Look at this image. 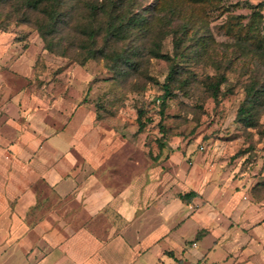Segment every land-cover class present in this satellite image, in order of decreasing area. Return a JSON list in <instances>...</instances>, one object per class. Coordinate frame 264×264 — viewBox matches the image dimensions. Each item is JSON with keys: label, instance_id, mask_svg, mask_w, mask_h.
Instances as JSON below:
<instances>
[{"label": "rangeland", "instance_id": "obj_1", "mask_svg": "<svg viewBox=\"0 0 264 264\" xmlns=\"http://www.w3.org/2000/svg\"><path fill=\"white\" fill-rule=\"evenodd\" d=\"M31 1L0 0V33L10 34L32 61L22 77L15 74L18 88L59 96L61 112L69 101L84 116L94 113L96 125L123 127L126 137L137 129V110H145L147 155L153 158L161 141H175L198 157L204 184L220 189L206 194L221 232H235L228 257L264 264V0H63L56 27L43 31L49 20ZM139 15L142 24L109 37L108 26ZM255 15L260 27L251 33ZM89 28L101 31L94 40ZM90 49L97 58L81 66ZM250 87L261 99L247 126L239 112L249 105ZM116 109V119L96 115ZM193 227L203 225L189 219L185 229ZM208 244L196 250L205 253Z\"/></svg>", "mask_w": 264, "mask_h": 264}, {"label": "crops", "instance_id": "obj_2", "mask_svg": "<svg viewBox=\"0 0 264 264\" xmlns=\"http://www.w3.org/2000/svg\"><path fill=\"white\" fill-rule=\"evenodd\" d=\"M27 54L0 33V264H253L228 257L235 232H221L198 157L172 141L155 160L133 129L27 94Z\"/></svg>", "mask_w": 264, "mask_h": 264}, {"label": "trees", "instance_id": "obj_3", "mask_svg": "<svg viewBox=\"0 0 264 264\" xmlns=\"http://www.w3.org/2000/svg\"><path fill=\"white\" fill-rule=\"evenodd\" d=\"M191 1H194L196 3H200V2H203L204 0H191ZM31 2H33L34 9L36 11H40V14L46 16L48 18V20H49V22L47 24L41 25V31L44 30L43 28H47V27H50V29L55 28L56 24H57V22L59 20L60 14H61L62 6L64 5L63 0H39V1L35 0V1H31ZM90 9H91V12H94L93 14L95 16L98 15V13H97L98 7L97 6L92 5V6H90ZM260 18H261V16H259V15H255L254 16V19L250 23V27H249L251 33L252 32L254 33V32H256L259 29V27H260V22H259ZM144 21H145V18L143 16H141V15L134 16V17L130 18L128 21L126 19L125 20L124 19L120 20L118 26L111 25L110 27L108 26L106 30L108 31V34H109L110 38H112V37H116L117 38V37H119L121 34H123L125 32L126 26L140 25ZM46 25H47V27H46ZM100 32L101 31L98 32L94 28L93 29L89 28L88 37L90 39L94 40L95 37L98 34H100ZM2 33H7V32L3 31ZM46 35H47V32H41L40 37L43 40H46ZM15 43H17V42L15 41ZM177 47H178V45H177ZM46 50H48V49H46ZM48 51H50V50H48ZM156 57H159V56H156ZM160 57H164L165 58V56H160ZM96 58H97V55H96L95 51L90 49L87 52V55L85 56L83 61L80 63V65L84 66L85 63L88 60H94ZM107 68L111 70V69H113V66L107 65ZM218 86H220V82H219L218 85L215 86V91H214V93H215L214 96L215 97L217 96V93L219 92V87ZM246 91H247L246 103H248L249 105H248V107L241 108V110L239 112V115L242 117L240 119H241V121L243 123H245V125L251 126V125L254 124L253 108H254V106L257 104V102L261 98L258 97L257 91H256V89L254 87L247 88ZM170 95H171V91H170V89H167L165 91V93L163 94V96L161 97V104H160V114L161 115L164 114V111H165V108H166V101L170 97ZM108 112H105L104 110H101L99 113L96 112V115H98L100 118L102 117L100 115H103V117H102L103 119H110L109 117H112V118L114 117L115 118L120 113V111L118 109L112 111L111 113L110 112L108 113ZM145 114H146L145 110H143V109L137 110L136 121H137L138 124H137V129L134 130V133H133V136H132L135 139L140 138V137H142L145 134L146 122H143V118H144ZM161 133H163V135H164V132H161ZM164 147H165V145L161 141L158 144V149L160 151H162L164 149ZM158 156H156V157L153 156V158L156 160V159H158ZM196 197H199V194H197L196 192H190V193H187L185 195H182L181 199L185 203H190Z\"/></svg>", "mask_w": 264, "mask_h": 264}]
</instances>
